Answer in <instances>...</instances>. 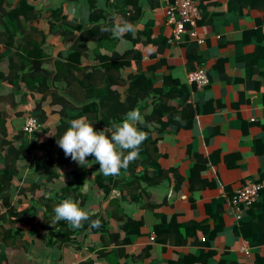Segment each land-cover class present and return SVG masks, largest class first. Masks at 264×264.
<instances>
[{
    "label": "crops",
    "instance_id": "crops-1",
    "mask_svg": "<svg viewBox=\"0 0 264 264\" xmlns=\"http://www.w3.org/2000/svg\"><path fill=\"white\" fill-rule=\"evenodd\" d=\"M62 1L37 0L35 4L55 7ZM168 1L136 0V11L132 5L113 8L111 24L126 21L134 30L99 48L100 53L111 55L114 50L126 58L118 71L105 75L113 80L120 100L127 95L130 75L138 73L151 76L156 88L162 86L164 76L177 79L186 88V96L183 90L166 99L165 107L170 110L162 114L153 94L145 95L137 108L144 123L136 126L150 140L144 149L143 170L137 167L132 175L121 173L115 187L104 192L94 181L98 163L56 167L57 175L45 181L35 168L45 149L19 159L9 195L0 201V216L19 212L16 221L10 216L1 221L0 264H80L89 259L94 264H260L264 259V241L250 245L235 232L248 206L239 204L242 213L237 218L230 202L242 186L264 185V170H260L264 154L252 148L253 140L264 135V57L257 62L252 57L256 51L258 55L264 52V0H195L201 44L185 34L180 41H168L172 33V25L166 23ZM62 7L68 19L82 20L86 14V8L76 1L64 2ZM32 25L45 37L43 48L48 55L44 66L52 70L58 53L65 52L73 39L48 33L43 17ZM86 43L83 66L96 63L92 58L97 41L91 38ZM197 66L203 67L209 78L201 89L186 81V72ZM0 70L7 71L5 61L0 62ZM57 86L61 89L64 84ZM70 89L77 97L82 94L76 86ZM41 97L40 91L30 93L26 105L17 110L26 114L24 109L31 110ZM49 102V95L41 102L46 118L36 131L40 141L47 138L44 128L52 130L58 120ZM82 117L86 119V115ZM21 121L23 118L10 119L7 133L18 129L13 122ZM87 159L91 163L95 157ZM153 162L167 174L151 184L148 181L156 179ZM85 170L79 194L69 198L96 215L94 220L99 219L100 226L91 227L88 221L65 239L58 227L48 234L43 215L58 203L54 194L66 185H75ZM136 172L143 173V181L130 186ZM159 223L164 229H155ZM48 224L55 223L52 219ZM124 236L126 243L114 241ZM245 246L247 254L240 250Z\"/></svg>",
    "mask_w": 264,
    "mask_h": 264
},
{
    "label": "trees",
    "instance_id": "trees-1",
    "mask_svg": "<svg viewBox=\"0 0 264 264\" xmlns=\"http://www.w3.org/2000/svg\"><path fill=\"white\" fill-rule=\"evenodd\" d=\"M36 1L0 0V45L2 46H0V62H6L7 70L6 72L0 70V201L9 195L11 180L17 173V161L23 159L33 150L45 149V153L35 161V168L41 172L45 181H50L57 175L56 167L71 165L74 162L70 157L65 156L56 142L69 127V121L86 115V119L92 122L95 130H106L112 122H120L129 110L141 107L142 99L147 94L155 95V99L153 100L152 97V100L162 107L161 114L170 110L165 107L167 98L181 94L183 90L185 91L183 94L186 96V88L180 85L177 79L164 76L162 86L156 88L153 87L154 79L151 76L138 73L130 75L127 95L123 100H120L119 93L113 88V80H109L108 75L105 76L107 71L116 72L119 66L127 62H125L124 55H116L114 50L111 55L100 53L99 48L106 47L108 43L114 41L111 32H102L100 29L102 26L114 27L111 24V18H109L113 8L116 10L126 5H132L136 11L138 7L136 0H123L120 6H115L111 0H63L55 7L45 8L37 6ZM68 1L79 2L86 8V14L82 20L68 19L67 15L62 13V3ZM40 17L46 19L49 26L48 33L57 34L62 39H73L72 44L65 52L58 53L52 70L44 66L48 55L43 48L45 37L44 35L42 37V33L32 25L33 21ZM105 21L107 22L104 23ZM184 34L193 39L189 27ZM91 38H95L97 41L92 58L96 63L83 66L81 59L85 56L86 42ZM252 57L257 62L264 57V52L262 55H258V51H256ZM254 66L255 64L252 69ZM59 83L64 84L63 88L60 89L57 86ZM73 86H76L78 92L82 93L78 97L71 93L72 89L70 88ZM38 91L42 93L41 100L36 101L31 110L27 107L24 111L26 114L36 117L41 125L46 118L41 109V102L45 96L49 95V105L52 107V112L56 111L58 114V120L52 130L44 128L47 138L40 141L36 138V131L28 135L23 131L22 126L11 134L7 133L6 123L10 119L23 118L24 120L26 116V114L22 115L24 113L22 110H17L18 106L26 105V98L30 93ZM61 91L62 93H60ZM16 96H19V99ZM69 98L74 102H80L81 105L75 106ZM53 106H58V108L55 110ZM10 110H12L11 113ZM262 127L264 130V125ZM148 141L150 140L147 135L140 146L138 159L131 162L127 168H122L118 175H113L114 178L113 176L106 177L100 172L96 173L94 175L95 183L104 192H108L115 187L117 176L121 173L132 175L137 167H141L143 170L146 162L144 160L147 159V156H144L146 153L144 149H146ZM252 148L255 153L264 154V135L253 140ZM152 167L156 171V179L149 180V183H156L166 177L167 171L163 170L157 162H153ZM260 170H264V161L260 165ZM142 174L137 175L136 172L135 177L131 179L130 186L138 181H143L140 177ZM86 175L87 170L82 171L75 185H66L62 188L61 193L54 194V198L58 197L55 202L59 203L73 194H79L80 185ZM53 209L48 207L47 212H44L43 215L44 221L47 222L44 227L48 234L53 233L58 227L63 230L62 235L64 236L61 238L65 239L68 234L81 228H73L64 220L50 226L48 223H51L54 217ZM9 216L13 217L12 221H16L19 212H14V215L8 213L6 216L5 214L0 216V235L1 221ZM95 217L96 215H90V220H94ZM128 222L141 224L140 221L128 220ZM86 223L88 221H84L82 227ZM169 227L171 224H168L167 230ZM160 228L164 229L159 223L155 229ZM235 232L250 245H259L264 241L262 237L264 233V185L260 189L258 199L245 208L235 227ZM203 238L205 240V237ZM117 239L116 237L114 241L121 244L128 241L125 236L121 240ZM80 264H94V262L89 259ZM260 264H264V259Z\"/></svg>",
    "mask_w": 264,
    "mask_h": 264
},
{
    "label": "clouds",
    "instance_id": "clouds-1",
    "mask_svg": "<svg viewBox=\"0 0 264 264\" xmlns=\"http://www.w3.org/2000/svg\"><path fill=\"white\" fill-rule=\"evenodd\" d=\"M100 30L109 31L114 37L120 38L134 28L125 21L111 28L102 26ZM143 123L144 118L138 109L129 110L120 122H112L109 128L101 131L95 130L92 122L81 117L69 121V127L56 142L65 156L77 165L90 167L95 162L99 164L98 171L104 176L118 175L122 168H127L139 157L140 146L147 138V133L136 125ZM88 156H94L95 160L90 163ZM53 212V223L64 220L73 228H79L84 221H90L91 227L100 226L99 219L90 220V214L71 198L61 200Z\"/></svg>",
    "mask_w": 264,
    "mask_h": 264
},
{
    "label": "built area",
    "instance_id": "built-area-1",
    "mask_svg": "<svg viewBox=\"0 0 264 264\" xmlns=\"http://www.w3.org/2000/svg\"><path fill=\"white\" fill-rule=\"evenodd\" d=\"M199 9L195 0H171L165 6L166 23L172 25V33L169 42L180 41L181 35L185 33L187 27L190 28V35L197 43H203V39L199 38L196 32L197 19L199 18ZM186 81L194 84L197 88L201 89L209 83V78L206 70L203 67H196L186 72ZM40 127L38 119L33 115L27 114L24 117L22 129L31 135ZM262 188L259 183H248L241 188L237 189L233 194L230 202L235 206L236 217L239 218L242 209L239 204L249 206L255 202L259 197L260 189ZM201 240H204L202 237ZM240 250L248 253V248L242 247Z\"/></svg>",
    "mask_w": 264,
    "mask_h": 264
},
{
    "label": "rangeland",
    "instance_id": "rangeland-1",
    "mask_svg": "<svg viewBox=\"0 0 264 264\" xmlns=\"http://www.w3.org/2000/svg\"><path fill=\"white\" fill-rule=\"evenodd\" d=\"M27 115V114H26ZM21 120H22V118H20ZM17 120H18V118H17ZM10 121V120H9ZM8 121V123H7V126H9V124H10V122ZM16 122H13V124L14 125H17L16 127H18V128H20V126H22L23 125V121H21L20 123H18V124H15Z\"/></svg>",
    "mask_w": 264,
    "mask_h": 264
},
{
    "label": "water",
    "instance_id": "water-1",
    "mask_svg": "<svg viewBox=\"0 0 264 264\" xmlns=\"http://www.w3.org/2000/svg\"><path fill=\"white\" fill-rule=\"evenodd\" d=\"M113 2L118 6L122 4V0H113Z\"/></svg>",
    "mask_w": 264,
    "mask_h": 264
}]
</instances>
